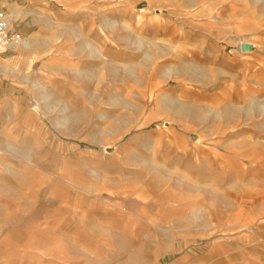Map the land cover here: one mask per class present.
Instances as JSON below:
<instances>
[{
	"label": "rangeland",
	"instance_id": "1",
	"mask_svg": "<svg viewBox=\"0 0 264 264\" xmlns=\"http://www.w3.org/2000/svg\"><path fill=\"white\" fill-rule=\"evenodd\" d=\"M13 10L0 264H264V0Z\"/></svg>",
	"mask_w": 264,
	"mask_h": 264
},
{
	"label": "built area",
	"instance_id": "2",
	"mask_svg": "<svg viewBox=\"0 0 264 264\" xmlns=\"http://www.w3.org/2000/svg\"><path fill=\"white\" fill-rule=\"evenodd\" d=\"M20 34L11 28L7 16L0 12V56L12 48L20 45Z\"/></svg>",
	"mask_w": 264,
	"mask_h": 264
},
{
	"label": "crops",
	"instance_id": "3",
	"mask_svg": "<svg viewBox=\"0 0 264 264\" xmlns=\"http://www.w3.org/2000/svg\"><path fill=\"white\" fill-rule=\"evenodd\" d=\"M18 15H19L18 11L13 10L11 16H7V19L9 20L10 24L17 19ZM244 43H246L250 47H252L250 43H248V42H244ZM28 46H29V43L25 40H22L19 46L14 47L11 50L12 51H18L19 49L26 48ZM9 59H11V58H9ZM4 63H6V62H4ZM7 71H8V69L4 65L0 66V74L6 73Z\"/></svg>",
	"mask_w": 264,
	"mask_h": 264
},
{
	"label": "water",
	"instance_id": "4",
	"mask_svg": "<svg viewBox=\"0 0 264 264\" xmlns=\"http://www.w3.org/2000/svg\"><path fill=\"white\" fill-rule=\"evenodd\" d=\"M240 49H241L242 52H247V51H250L251 47L248 44L243 43L241 45Z\"/></svg>",
	"mask_w": 264,
	"mask_h": 264
}]
</instances>
